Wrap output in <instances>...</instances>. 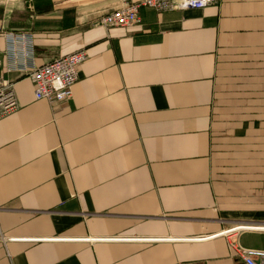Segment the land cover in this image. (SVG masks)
I'll use <instances>...</instances> for the list:
<instances>
[{"label": "crops", "instance_id": "crops-1", "mask_svg": "<svg viewBox=\"0 0 264 264\" xmlns=\"http://www.w3.org/2000/svg\"><path fill=\"white\" fill-rule=\"evenodd\" d=\"M117 4L0 0L19 105L0 119V264H245L264 251V0L98 26ZM79 51L69 103L36 100L32 68Z\"/></svg>", "mask_w": 264, "mask_h": 264}, {"label": "built area", "instance_id": "built-area-1", "mask_svg": "<svg viewBox=\"0 0 264 264\" xmlns=\"http://www.w3.org/2000/svg\"><path fill=\"white\" fill-rule=\"evenodd\" d=\"M219 2L220 0H118L117 7L110 14L103 16L97 25L108 29L136 26L141 22L142 7L151 8L162 14L185 9H203L217 5ZM2 36L7 38L0 30V38ZM7 40L13 51L14 60L18 59L17 55L15 56L17 50L24 58H29L32 54V35L10 34ZM86 59L87 54L79 51L59 56L40 67L32 68L29 77L34 83L36 100H46L51 105L69 103L73 96V87L79 80V68ZM25 60L21 66L14 62L8 70L27 72L28 66ZM18 107L13 84L0 74V119L16 111ZM240 254L245 264H264L263 250L241 249Z\"/></svg>", "mask_w": 264, "mask_h": 264}]
</instances>
